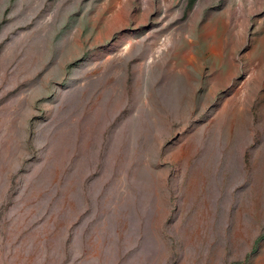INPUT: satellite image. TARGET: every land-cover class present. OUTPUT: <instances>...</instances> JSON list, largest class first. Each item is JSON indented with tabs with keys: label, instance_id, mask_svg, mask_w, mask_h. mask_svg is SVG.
Wrapping results in <instances>:
<instances>
[{
	"label": "rangeland",
	"instance_id": "obj_1",
	"mask_svg": "<svg viewBox=\"0 0 264 264\" xmlns=\"http://www.w3.org/2000/svg\"><path fill=\"white\" fill-rule=\"evenodd\" d=\"M0 264H264V0H0Z\"/></svg>",
	"mask_w": 264,
	"mask_h": 264
},
{
	"label": "bare ground",
	"instance_id": "obj_2",
	"mask_svg": "<svg viewBox=\"0 0 264 264\" xmlns=\"http://www.w3.org/2000/svg\"><path fill=\"white\" fill-rule=\"evenodd\" d=\"M238 12H239V15H238V16H239L238 20H239L240 18H242V16H240V15H241V14H240L241 11L239 10Z\"/></svg>",
	"mask_w": 264,
	"mask_h": 264
}]
</instances>
